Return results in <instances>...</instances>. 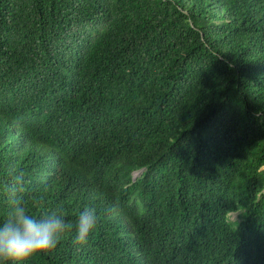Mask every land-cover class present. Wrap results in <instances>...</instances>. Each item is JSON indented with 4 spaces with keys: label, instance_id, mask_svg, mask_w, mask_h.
<instances>
[{
    "label": "trees",
    "instance_id": "16d2710c",
    "mask_svg": "<svg viewBox=\"0 0 264 264\" xmlns=\"http://www.w3.org/2000/svg\"><path fill=\"white\" fill-rule=\"evenodd\" d=\"M21 173L73 228L20 264H264V0H0V220Z\"/></svg>",
    "mask_w": 264,
    "mask_h": 264
},
{
    "label": "clouds",
    "instance_id": "9594fccd",
    "mask_svg": "<svg viewBox=\"0 0 264 264\" xmlns=\"http://www.w3.org/2000/svg\"><path fill=\"white\" fill-rule=\"evenodd\" d=\"M22 175L15 176L7 188L11 207L6 217L0 220V261L12 264H20L37 253L54 249L63 234L73 228L62 209L39 215L29 212L17 197L22 190ZM96 223L95 209L84 208L76 221L74 242L86 243Z\"/></svg>",
    "mask_w": 264,
    "mask_h": 264
},
{
    "label": "rangeland",
    "instance_id": "374dc122",
    "mask_svg": "<svg viewBox=\"0 0 264 264\" xmlns=\"http://www.w3.org/2000/svg\"><path fill=\"white\" fill-rule=\"evenodd\" d=\"M144 170H145L144 168H141V169H138V170L134 171L133 172V180L141 177V175H142ZM228 220L229 221H237V220H239V212H231V213H229Z\"/></svg>",
    "mask_w": 264,
    "mask_h": 264
}]
</instances>
